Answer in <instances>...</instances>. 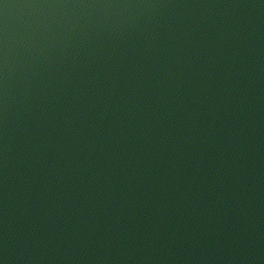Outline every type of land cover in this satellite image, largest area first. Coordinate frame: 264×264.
<instances>
[{
    "label": "water",
    "instance_id": "1",
    "mask_svg": "<svg viewBox=\"0 0 264 264\" xmlns=\"http://www.w3.org/2000/svg\"><path fill=\"white\" fill-rule=\"evenodd\" d=\"M0 264H264V0H0Z\"/></svg>",
    "mask_w": 264,
    "mask_h": 264
}]
</instances>
